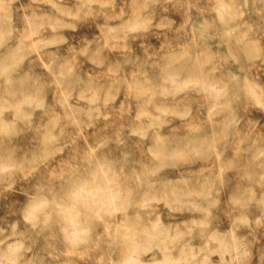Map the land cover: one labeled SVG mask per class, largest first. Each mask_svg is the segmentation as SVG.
Returning <instances> with one entry per match:
<instances>
[{
	"label": "clouds",
	"instance_id": "clouds-1",
	"mask_svg": "<svg viewBox=\"0 0 264 264\" xmlns=\"http://www.w3.org/2000/svg\"><path fill=\"white\" fill-rule=\"evenodd\" d=\"M0 264H264V0H0Z\"/></svg>",
	"mask_w": 264,
	"mask_h": 264
}]
</instances>
